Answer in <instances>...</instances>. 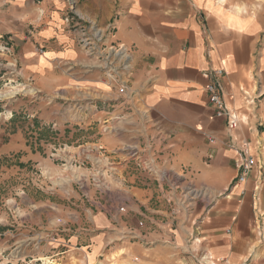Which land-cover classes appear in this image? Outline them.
<instances>
[{"label":"crops","instance_id":"0c3cea01","mask_svg":"<svg viewBox=\"0 0 264 264\" xmlns=\"http://www.w3.org/2000/svg\"><path fill=\"white\" fill-rule=\"evenodd\" d=\"M75 1L83 19L114 27V41L130 50L131 100L86 70L67 0H0V36L16 37L25 75L45 94L64 90L68 101L83 90L75 114L20 101L16 109L37 118L18 114L0 125V264H98L132 240L162 243L182 264H264V10L254 0H226V10L241 4L250 21L238 32L219 24L209 0ZM216 82L243 118L235 130L210 104L207 88ZM60 142L104 147L101 189L95 169L69 166L81 161L76 149L61 156L66 168L51 158ZM243 143L262 180L258 169L236 180ZM35 168L49 184L29 182ZM72 169L81 181L68 179ZM189 187L205 197L175 216L173 203ZM6 202L16 205V220Z\"/></svg>","mask_w":264,"mask_h":264},{"label":"rangeland","instance_id":"374dc122","mask_svg":"<svg viewBox=\"0 0 264 264\" xmlns=\"http://www.w3.org/2000/svg\"><path fill=\"white\" fill-rule=\"evenodd\" d=\"M67 2L70 13L68 17L70 23L69 29L75 34L80 50L90 60V64H88L86 70L96 73L99 78L104 79L108 84L116 86L117 88L121 83L125 82L128 86V94L120 97V100H131L132 92L129 90V79L132 73V54L130 50L125 45L114 41L116 33L114 27L103 28L98 22L83 19L79 13L76 1L67 0ZM254 3L256 8L264 10V0H254ZM98 31L100 32L101 40L95 38V50L90 53L85 46L86 39L89 36L94 37ZM16 45V37L14 35L0 36V97L12 95L11 98L8 97L9 99L4 97L6 100L0 98V125L10 124L18 114H23L30 120L37 118L35 113L28 112L25 108L23 110H17L16 105L20 101L27 102L28 107H32L35 104L47 106L48 109L46 110L53 113L54 116L77 113L82 101L83 90L74 91L76 93L74 94L75 101L73 102L70 96V100H67V95L64 90L49 95L41 92L36 86L34 77L25 75ZM121 46L124 48L120 49ZM90 95L94 97V101L99 98L94 94ZM86 102L91 101L87 100ZM92 105H94L93 101ZM8 112H12V117L9 118ZM1 113L3 114L1 115ZM51 127L57 129L59 125L55 122L51 124ZM108 130L110 128L107 127L105 131ZM71 149L79 151L82 157L79 164L76 160L73 164H69V166L78 165L80 167L86 166L90 169H95L93 170L94 176L92 180L94 179L98 188L101 189L102 183L99 180L104 174L100 171L102 170L100 169L101 166L105 162L103 154L106 150L104 147L98 143L87 144L85 142H76L75 145H71L60 142L52 149L51 158L61 161L62 166L66 168L67 162L61 160V156L68 154V150ZM64 173L65 176L62 179H66L68 174L71 176H68L69 180H72V177H74L75 180L77 179L76 181H81L82 177L85 176L80 172L73 171V169L67 174L66 172ZM28 175H30L28 178L29 182L35 180L38 184H41L42 181H47L49 184V174L42 172L38 168L32 169ZM8 205L12 208V218L16 220L15 218H18L16 205L6 202L5 206ZM134 241L132 240V245L127 243L126 246H116L115 251L109 256L102 258V262L98 264H182L179 258L180 255L170 248H166V245L162 243L145 247L133 244ZM66 261L67 259H64L63 263H66ZM182 261L183 264H187L183 259ZM21 264H58V262H53L50 259L34 260L31 258L23 261ZM188 264L191 263L189 262Z\"/></svg>","mask_w":264,"mask_h":264},{"label":"built area","instance_id":"2783aa9c","mask_svg":"<svg viewBox=\"0 0 264 264\" xmlns=\"http://www.w3.org/2000/svg\"><path fill=\"white\" fill-rule=\"evenodd\" d=\"M95 38H98L101 40L100 32H96V35L94 37L89 36L86 39L85 46L88 48V51L91 53L92 51L95 50ZM124 47L121 46L120 49H123ZM43 49H40V52H42ZM110 51V50H109ZM121 51V50H120ZM119 53V52H117ZM119 55V54H116ZM223 72L218 71V75L221 76ZM128 86L125 82L121 83L118 86V94L123 97L128 94ZM209 92V101L210 104L213 105L216 108V113L218 116H223L227 118L228 122V127L230 130H235L237 129L243 118L241 115H239L237 112L230 110L224 101V96H223V90L221 87L220 83H214L208 86L207 88ZM14 95V94H13ZM6 99H9L8 97H12V95H4ZM4 97H0L4 99ZM3 113H1L2 115ZM9 118L12 117V112H8ZM258 169L260 174H259V179H263V167L258 164L257 160L255 157L249 153L248 150V143H243L240 151H239V161H238V170L239 174L236 178L238 182H244L247 180L248 176L254 171ZM205 191L204 190H198L195 187H189L186 189V191L183 193L181 198L173 203V214L175 216L179 215L182 210L189 211L191 208L200 202L205 196H204Z\"/></svg>","mask_w":264,"mask_h":264},{"label":"clouds","instance_id":"9594fccd","mask_svg":"<svg viewBox=\"0 0 264 264\" xmlns=\"http://www.w3.org/2000/svg\"><path fill=\"white\" fill-rule=\"evenodd\" d=\"M226 0H217L215 4L209 0L206 5L208 11L218 20L219 24L226 29L245 32L250 21L242 18L245 8L241 4H232L229 10L225 9Z\"/></svg>","mask_w":264,"mask_h":264}]
</instances>
